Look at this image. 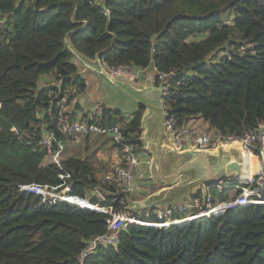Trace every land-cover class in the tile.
<instances>
[{
	"label": "trees",
	"instance_id": "1",
	"mask_svg": "<svg viewBox=\"0 0 264 264\" xmlns=\"http://www.w3.org/2000/svg\"><path fill=\"white\" fill-rule=\"evenodd\" d=\"M78 53L113 66H153L156 87L160 74L175 72L162 100L180 123L200 118L242 137L264 122V0H0V264H80L87 244L108 232L109 213L19 189H62L65 173L75 198L99 186L116 192L86 158H65L62 171L39 145L54 127L55 97L86 89ZM47 75L60 86L40 88ZM143 116V108L129 119L103 107L92 122L119 126L123 141L143 152ZM231 194L238 195L217 197ZM91 202L120 209L108 197ZM84 264H264V204L184 226L130 224L117 247H99Z\"/></svg>",
	"mask_w": 264,
	"mask_h": 264
},
{
	"label": "built area",
	"instance_id": "2",
	"mask_svg": "<svg viewBox=\"0 0 264 264\" xmlns=\"http://www.w3.org/2000/svg\"><path fill=\"white\" fill-rule=\"evenodd\" d=\"M96 59H98L103 71L110 79L122 77L125 80L138 81L140 76L145 73L144 70L134 66H113L100 57L93 60ZM175 77V72L160 74L158 76L163 88V96L169 91V79ZM59 86L60 84H58V87ZM82 95L83 92H81L78 87L73 86L67 88L59 96L55 97L53 101L56 110L54 127L44 129L39 142L40 147L52 157V162L61 168L62 171L65 169L62 166V162L66 155L67 148L73 139L107 135L119 146V150L122 153V163L114 165L110 173L103 177V182H108L111 186L115 187V193L106 191L104 187L99 186L88 199L75 198L71 195L72 186L67 184L70 175H65V173H63L60 176L64 182L62 189L70 191L69 196H66L64 199L66 203L71 205L68 199L72 198L74 202L83 205L84 208L109 213L111 215L108 219V232L95 237L87 244L84 252L78 257L80 264H84L85 260L101 246L117 247L120 243L121 232L126 230L130 224L136 223L149 225L151 227H168L169 223L175 225L177 224L176 222L180 220L185 221L177 225L187 224L194 220L208 218L212 215L220 216L228 209L264 204V122L259 123L252 131L241 137L235 134H223L212 128L198 131L196 128L188 124L180 123L177 119L169 117L166 114L164 129L176 151L218 150L219 148L238 145L244 153L251 155L256 161L257 171L246 179L228 180L213 187H206L197 192L187 205L181 207H175L174 205H159L144 212L148 218L155 216L158 219L157 222H151L149 219L144 221L142 219L143 213L130 214L127 202L135 193V176L141 164L140 156L131 144L123 141L124 136L119 126L105 128L92 122L98 120L102 116L103 108L97 109L96 114H87L85 106L80 105L78 102L79 97ZM19 189L23 193L40 195L43 197L44 201H47L44 198V194L47 192L50 193L61 190L58 188L49 189L36 185H23L20 186ZM120 193H123V195H119ZM229 193L238 195L234 197L235 199L231 198L233 195H230L225 202L220 201L217 197ZM95 197L98 202L105 200L107 197L112 198L114 199L113 203L118 204L120 209L116 211L113 207L108 209L102 208L100 205H93L91 201ZM56 202L57 201L51 203ZM74 206L77 205L75 204ZM175 213L184 215L188 213V215H185L186 217L184 219H174L173 215Z\"/></svg>",
	"mask_w": 264,
	"mask_h": 264
},
{
	"label": "rangeland",
	"instance_id": "3",
	"mask_svg": "<svg viewBox=\"0 0 264 264\" xmlns=\"http://www.w3.org/2000/svg\"><path fill=\"white\" fill-rule=\"evenodd\" d=\"M76 59V58H75ZM81 64L79 63V66ZM155 70L151 67H149L144 74H142L140 76V79L138 80L139 83L141 84V88L142 90L140 92L135 93L134 90L130 87V86H126V85H115V84H111L108 83L107 81L104 80V84H102L104 86V89L106 90V92L108 93V95L110 96V106L118 108V110H122L125 113L128 114H132L134 112H137L138 110H140L141 108H143L144 110V119H143V123L146 129H148V131L150 132V134H157L160 131V119L162 117V111L164 109V104L162 101V96H163V88L162 86L160 87H156L155 86ZM52 85L51 81H47L45 83V85L49 86ZM40 87V85H39ZM137 98L136 100L133 98ZM149 111L150 114H147V112ZM128 115V116H130ZM189 125H191L192 127H194V125L190 124L188 122ZM207 125L205 124V122L202 120V125L200 126L202 129H204ZM201 129V130H202ZM197 130L199 131V128L197 127ZM166 133L164 134L163 132V144L168 147L170 146V141L166 138ZM91 137H102L99 138L98 143H96V141H93V143L91 142L90 138L85 140L86 137H82V138H78V139H73L70 144L69 147L67 149V153L64 157H71V156H79V157H83L86 158L87 160L90 161V163H92L96 169V173L97 176L100 178V180L109 172L110 170V164L112 162V158L109 156V150L108 147L110 146L112 148V143L109 144V142L113 139L108 137L107 135H102V136H91ZM151 142L154 144L157 140L156 135H153L152 137H148ZM103 139L106 140V143L108 144V147L106 149L101 148V142H103ZM146 139V137H145ZM93 140V139H92ZM90 146H87V145ZM151 152H153V154L155 155V158L153 157L152 154H150V156L148 157L147 155H145V157H143L142 159H140L141 164L138 168L137 171V175H139L140 173H144L145 175L147 173H150V171H152L153 169V165L154 163L159 165L161 164V162L158 160V158L160 157V152L159 153H155V148L153 147L152 150L150 149ZM100 155V156H99ZM101 159H100V158ZM120 157H118L119 159ZM154 160V162H152L151 160ZM157 159V160H156ZM190 159V157H186V158H178L176 159V166H173L172 169L175 171V173L177 172V170H180V167L183 164H186L183 168L184 169H189V165L188 164V160ZM163 166V164H162ZM257 171V165L256 162H253L252 164V174L256 173ZM155 172V171H153ZM153 174V173H152ZM178 176L175 175L174 177L171 178H163V185L162 187H156L154 186V184H151V186L148 185V178L147 176L145 178H140L139 180H144V181H140V184L142 186V192H143V196L139 197V196H134V194L130 197V199L128 200V211L130 214H134L135 212L141 213L142 211L139 209L140 205H138L139 199L142 198L143 202H148V205L152 207H157L159 205H166L171 198H177L178 196V192H182V194L180 195V197H183L181 200L179 201H174V199L172 201L168 202V205H174L175 207H181L183 205H187V203L190 201V199L192 197H194L197 193V191H201L203 190V186L201 187H197V189H192V191L189 189L191 186L188 185V182H184L181 179V183L182 186H179L178 189L176 188H172L168 191H165V189L167 188L166 186V181L170 182L172 180H175ZM136 178V177H135ZM99 180V181H100ZM146 181V182H145ZM149 181V180H148ZM146 183V184H145ZM180 183V184H181ZM150 187H152V190L149 189ZM162 189L161 192V196H163L164 193H166V195H170L168 197L167 200H162V199H156L155 197H153L151 199V196H149V194L151 193V191L153 190H158L160 191ZM174 189V191H173ZM176 189V190H175ZM65 189H61L58 191H53L50 193H46L44 194V198L47 201L50 202H54V201H60V202H65L64 199L66 197V195H64L62 193V191ZM149 192V193H148ZM154 192V191H153ZM148 193V195L146 194ZM178 193V194H177ZM190 195V197H189ZM232 195V194H231ZM185 196V197H184ZM164 198V197H162ZM193 199V198H192ZM177 200V199H176ZM68 201H70L71 205L74 206L75 204L77 206L83 207V205L74 202L72 199H68ZM185 207V206H184ZM185 215L187 216L188 213ZM177 225V224H175ZM186 224H181L178 226H184Z\"/></svg>",
	"mask_w": 264,
	"mask_h": 264
},
{
	"label": "crops",
	"instance_id": "4",
	"mask_svg": "<svg viewBox=\"0 0 264 264\" xmlns=\"http://www.w3.org/2000/svg\"><path fill=\"white\" fill-rule=\"evenodd\" d=\"M74 60H75L76 65L79 67V75L86 82V89H85L83 95L81 97H79L78 102H79L80 105H84L85 106V111L87 112V114H96L97 109H99L101 107L102 108L103 107H106V108H109V109H112V110H118V108L112 107V106H110L111 104H109L110 103V96L108 95V93L104 89V86L102 85V84H104V80L107 81L108 83L115 84V85H118L119 84L121 86H123V85L130 86L134 90L135 93L140 92L142 90L141 84L139 83V81L125 80L122 77H116L114 79H110L105 74V72L103 71V69H102V67H101L98 59H96V60H93L92 59L91 60V59H88V58H85V57L81 56L78 53V54H75ZM79 63L81 64L80 66H79ZM152 68L155 70L154 67H152ZM144 71H146V70H144ZM155 73H156V71H155ZM53 77L54 76H52V75L51 76L50 75H47V76L42 77L41 80H40L41 81L40 88L46 86L45 83L47 81H51V84H52L51 86H57L58 83L54 80L55 77L54 78ZM133 98L135 100L137 99L135 97H133ZM118 111H120L122 114H124L125 116H127L129 119L132 118V116L136 113V112H134V113H132L130 115V114L125 113L124 111H122L120 109ZM147 114H150L149 111L147 112ZM128 115H130V116H128ZM143 119H144V116H143ZM143 119H142V129H143V133H142V138L141 139H142V142L144 144V147H143L144 150H143V152H137V153L139 154L140 159H142L143 157H145V155H147L149 157L150 154H152L153 157L155 158V155L153 154V152L150 151V149L152 150V148L154 147L155 148V153H159L160 152V157L158 158V160L163 164V166L160 168L158 174H156L155 172H153V171H155L154 168L152 169V171H150V173H147L146 175L144 173H140L139 175L136 174V176H135L136 178H135V193H134V196H139V197H142L143 196L142 186L140 184V181H144V180H139L140 178H145L147 176V178L149 180V181L147 180L149 186H151V184H154V186H156V187H159V186L162 187V185H163V178H171V179H173L172 177H174L175 175L178 176V173H179V170H177V172L175 173V171L168 166L167 161L164 158L162 159V157H164V155H165V152L163 151V148H162V145H164L163 144L162 137H163V132H164V134L166 133L165 132V129H164V121L166 119V115H165L164 109L162 111V117L160 119V123H161L160 124V131L157 134H150V132L148 131V129H146L145 126H144ZM201 120L202 119H200V118H193V119L189 120V123L192 124V125H194V128H196V129L198 127L199 128V131H201V129H202L200 127L202 125V121ZM206 125L207 126L204 129L210 128L209 125H208V123H206ZM153 135H156V137H157V140H156V142L154 144L148 138V137H152ZM145 137H146V139H145ZM99 138H102V137H90V140L93 143V141H96ZM166 138L170 141L168 135H166ZM85 140H86V138H85ZM96 143H98V141H96ZM88 146H90V145H88ZM100 147L101 148H104V149H106L108 147V144L106 143V140L105 139H103V142H101ZM170 147H173V145L171 144V142H170V146H168V147L165 146L164 150H167ZM226 148L227 147H225V149ZM108 150H109V156L112 158V162H111V164L109 166L110 167V170L109 171H111L113 169L114 165H116L118 163H122V153H121V151H119L117 149H113L110 146L108 147ZM212 151H214V150H200V151H197V152H194V153H200V154L207 153L208 157H210L209 154ZM193 155H194L193 153H187V152H185V155L180 156V157H188V156H193ZM217 155H218V157H217ZM219 155H220V150L215 155L216 156L215 157V160H222V158L219 157ZM118 157H120V158L118 159ZM170 157H172V159H174V160L178 159V157H177V155H175V153H172L170 155ZM151 161L154 162L153 159ZM154 165H157V164L154 163ZM138 177H140V178H138ZM179 181H180V177H179V179L176 178L175 180H172L170 182H167L166 181V186H168L169 188L171 186H173V188L178 189L179 186H175V185ZM180 186H182V185H180ZM150 190H152V187H150L149 192H150ZM153 191H151V193L149 194V196H151V199L153 197H155L156 199L167 200L168 197L170 196L168 194L166 195V193H168V192H166L162 196L164 198L160 197L161 196L162 189L160 191H158V190H153ZM173 191H174V189H173ZM148 193H146V194L148 195ZM178 193H177L178 196L176 198L177 200L175 198H171L169 201H172L173 199H174V201L181 200L183 198V197H180V195L182 194V192H178ZM189 197H190V195H189ZM137 202H138V205H140L139 209L142 211L141 214L144 213V212H146L151 207V206L148 205V202H143L142 201V198L139 199V201H137ZM168 202H166L167 203L166 205H168Z\"/></svg>",
	"mask_w": 264,
	"mask_h": 264
},
{
	"label": "water",
	"instance_id": "5",
	"mask_svg": "<svg viewBox=\"0 0 264 264\" xmlns=\"http://www.w3.org/2000/svg\"><path fill=\"white\" fill-rule=\"evenodd\" d=\"M164 112L166 115V111L164 108ZM165 122V121H164ZM220 150V155L219 157L222 158V162H224L225 164H219L216 163L215 165H213L210 160L209 157L207 155V153H194L197 151H190L187 153H193V156H189L190 159L188 160V164L189 165V169H202L204 171L203 174V184H202V188H206V187H213L215 185H218L219 183L223 182V181H228V180H239L241 179V177H239L240 174H238V171L241 168V165L237 162H232V161H228V157L234 155V154H238L237 156H239L238 159H240V157H242L241 154H244L243 151L240 149L237 150L236 145L231 146V147H227L225 148H219ZM178 152V151H177ZM241 152V154H240ZM199 156V157H198ZM218 157V155H217ZM182 158H186V157H182ZM186 164H183L180 167L179 173H184L187 172V170L189 169H184V166ZM178 173V174H179ZM62 193L66 196H69L70 191L69 190H63Z\"/></svg>",
	"mask_w": 264,
	"mask_h": 264
},
{
	"label": "bare ground",
	"instance_id": "6",
	"mask_svg": "<svg viewBox=\"0 0 264 264\" xmlns=\"http://www.w3.org/2000/svg\"><path fill=\"white\" fill-rule=\"evenodd\" d=\"M236 147H237V150L240 151V147L238 145H236ZM162 148H163V151L165 152V155H164V157H162V159L164 158L167 161L168 166L170 168H172L173 166H176V160H174V159H172V157H170V155L172 153H175V155H177L178 158H180V156L185 155V152H180V151L177 152L174 149V147H170L168 149L166 148L167 150H164L165 146L162 145ZM218 152H219V150H214L209 154L210 155L209 160L213 165H215L216 163L225 164L221 160H215V157H216L215 155ZM240 154H241V152H240ZM237 155L238 154H234V155L228 157V161L239 163L241 165V168L238 171V174H240L239 177L246 179L252 175V164H253L252 156L244 153V154H241L242 157H240V159H238L239 156H237ZM161 167H162V163L159 165L153 166L156 174H158ZM203 174H204V171L200 168L199 169H189V170H187V172H184L181 174L179 173L177 178L179 179V177H180V181L175 186L182 185V183H181V179H182V181L188 182V185L191 186L189 188L191 191H192V189H197V187H200V186L202 187V184L204 181L203 180ZM172 188H173V186H171L170 188L167 186L165 191H168Z\"/></svg>",
	"mask_w": 264,
	"mask_h": 264
}]
</instances>
